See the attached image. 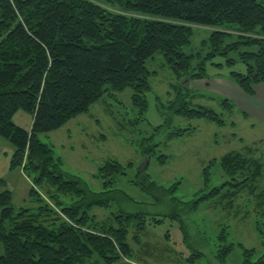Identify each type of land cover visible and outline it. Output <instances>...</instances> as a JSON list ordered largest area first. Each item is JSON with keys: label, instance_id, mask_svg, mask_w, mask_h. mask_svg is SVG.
<instances>
[{"label": "trees", "instance_id": "1", "mask_svg": "<svg viewBox=\"0 0 264 264\" xmlns=\"http://www.w3.org/2000/svg\"><path fill=\"white\" fill-rule=\"evenodd\" d=\"M225 24L238 25V40L225 42L230 34ZM192 25H225L219 28L224 32L216 29L210 37L217 50L206 56L199 52L196 65L195 55L182 49L190 41ZM157 52L175 73L190 80L209 77V55L220 54L231 68L242 62L246 70L231 69L230 78L253 95L256 85H264V0H0V135L15 148L11 169L21 168L29 152L24 169L34 174L29 193L37 201V206L17 209L13 192L0 180V264H117L132 258L129 237L139 240L152 218L141 211H121L101 219L92 212L110 206L114 176L125 170L106 163L101 168L105 189L91 193L81 180L59 169L51 147L39 135L87 112L110 90L133 87L134 102L146 111L152 89L147 62ZM184 95L178 91L177 97ZM217 99L234 110L229 97ZM172 104H180L174 113L225 121L214 108L193 106L185 97ZM18 110L33 115L30 129L14 121ZM221 166L230 177L203 197L235 198L254 188L264 167L240 151L226 154ZM211 172L210 165L204 168L206 182ZM137 175L142 189L155 196L157 182L143 179L147 174L142 170ZM65 194L80 199L66 204L61 199ZM154 219L161 223L162 218ZM219 239L217 251L225 258L234 244L226 242V234ZM243 250L244 264H264V252L253 259L256 248Z\"/></svg>", "mask_w": 264, "mask_h": 264}, {"label": "rangeland", "instance_id": "2", "mask_svg": "<svg viewBox=\"0 0 264 264\" xmlns=\"http://www.w3.org/2000/svg\"><path fill=\"white\" fill-rule=\"evenodd\" d=\"M221 27L191 26L190 41L182 49L195 55L194 65L201 60L199 52L206 56L217 50L210 41L214 30L230 33L225 42L240 38L238 25ZM220 46L226 48V44ZM230 55L238 54L230 51ZM209 56L206 67L210 76L219 73L230 78L231 69L246 70L242 62L231 68L220 54ZM147 65L152 89L147 93L146 111L134 102L133 87L110 90L87 112L74 116L58 129L41 133L40 140L51 147L59 169L81 180L91 193L105 189L101 168L106 163L113 169L119 166L125 170L114 176L115 199L110 206L96 207L92 212L107 219L111 212L141 211L152 219H148L146 230L140 231L139 240L129 237L132 258L117 264H244L243 247L256 248V259L264 252V167L254 188L243 189L235 198L203 195L230 177L221 166L228 153L240 151L258 158L264 166V124L247 119L237 107L232 111L222 107L217 97L225 95L211 93L202 86L203 81L175 73L161 52ZM178 91L185 93L179 98H187L193 106L214 108L225 121L174 113L180 105L172 104L179 99ZM14 121L30 129L33 115L18 110ZM14 151L9 139L0 135V178L7 181L5 185L13 192L17 209L37 206L29 193L34 174L29 175L30 171L24 169L29 152L23 155L21 168L6 167L5 160L11 161ZM146 159L149 163L143 179L157 182L155 196L142 189L137 175L143 171ZM208 165L212 174L206 182L203 170ZM3 187L0 183V190ZM61 199L70 204L80 195L65 194ZM154 217L162 218L161 223H155ZM220 234H226V242L234 244L225 258L217 251ZM200 252L202 256L192 255Z\"/></svg>", "mask_w": 264, "mask_h": 264}, {"label": "crops", "instance_id": "3", "mask_svg": "<svg viewBox=\"0 0 264 264\" xmlns=\"http://www.w3.org/2000/svg\"><path fill=\"white\" fill-rule=\"evenodd\" d=\"M200 82H205L204 88L210 90L211 93H220L231 98L235 107L239 112H243L247 119L254 120L264 124V85L258 84L255 86V94L251 95L245 92L239 85L229 77L222 75H209L208 78L200 79ZM201 86V87H202ZM7 168L10 169L9 159L5 160ZM4 163V165H6ZM2 178V177H1ZM0 178V180H1ZM5 184L7 181L4 182Z\"/></svg>", "mask_w": 264, "mask_h": 264}, {"label": "water", "instance_id": "4", "mask_svg": "<svg viewBox=\"0 0 264 264\" xmlns=\"http://www.w3.org/2000/svg\"><path fill=\"white\" fill-rule=\"evenodd\" d=\"M188 81H189V80H187V82H188ZM148 163H149V161H148V159H146V163H145V165H144V167H143V171L146 170Z\"/></svg>", "mask_w": 264, "mask_h": 264}]
</instances>
